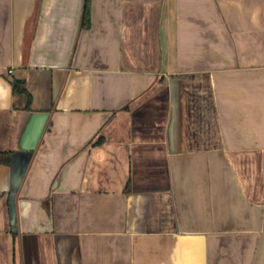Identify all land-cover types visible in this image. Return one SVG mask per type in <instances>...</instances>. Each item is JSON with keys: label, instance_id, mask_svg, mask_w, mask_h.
I'll list each match as a JSON object with an SVG mask.
<instances>
[{"label": "crops", "instance_id": "1", "mask_svg": "<svg viewBox=\"0 0 264 264\" xmlns=\"http://www.w3.org/2000/svg\"><path fill=\"white\" fill-rule=\"evenodd\" d=\"M85 6L0 0V264H264V0Z\"/></svg>", "mask_w": 264, "mask_h": 264}, {"label": "water", "instance_id": "2", "mask_svg": "<svg viewBox=\"0 0 264 264\" xmlns=\"http://www.w3.org/2000/svg\"><path fill=\"white\" fill-rule=\"evenodd\" d=\"M29 163L26 164L25 168L22 170V172L20 171H15L14 170V175H13V188H12V193H11V197H10V215L11 218L13 220H15L18 216V211H17V202H16V198H17V194L23 179V176L26 172V168L28 167Z\"/></svg>", "mask_w": 264, "mask_h": 264}, {"label": "trees", "instance_id": "3", "mask_svg": "<svg viewBox=\"0 0 264 264\" xmlns=\"http://www.w3.org/2000/svg\"><path fill=\"white\" fill-rule=\"evenodd\" d=\"M84 25L89 26L90 25V0H86V6H85V13H84ZM11 83L13 86L14 93L16 94H27L28 96V107L30 105L31 96L28 93L25 82L23 80L12 78Z\"/></svg>", "mask_w": 264, "mask_h": 264}]
</instances>
